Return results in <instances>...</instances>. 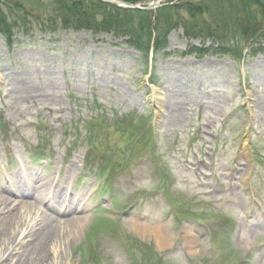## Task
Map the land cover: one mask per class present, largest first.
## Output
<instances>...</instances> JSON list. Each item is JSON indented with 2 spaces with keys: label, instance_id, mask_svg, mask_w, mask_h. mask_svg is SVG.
I'll use <instances>...</instances> for the list:
<instances>
[{
  "label": "rangeland",
  "instance_id": "obj_1",
  "mask_svg": "<svg viewBox=\"0 0 264 264\" xmlns=\"http://www.w3.org/2000/svg\"><path fill=\"white\" fill-rule=\"evenodd\" d=\"M15 1L27 30L0 39V201L21 207L17 232L56 238L1 247L0 264H264V53L190 55L203 41L177 29L146 70L124 39L42 31L53 0ZM53 194L69 215L46 224Z\"/></svg>",
  "mask_w": 264,
  "mask_h": 264
},
{
  "label": "trees",
  "instance_id": "obj_2",
  "mask_svg": "<svg viewBox=\"0 0 264 264\" xmlns=\"http://www.w3.org/2000/svg\"><path fill=\"white\" fill-rule=\"evenodd\" d=\"M124 1L145 4L152 0ZM6 4L8 0H0V39L11 46L16 33L27 29L19 24L25 14L20 19L11 10L22 5L15 1L6 10ZM45 5L42 31H90L124 39L125 45L142 55L146 70L150 51L166 55L168 36L177 29H183L189 39L203 41L201 46L190 45L186 52L190 55H228L240 60L249 56L244 54L246 48L251 50L250 56L264 52V0H179L155 11L127 9L99 0H53Z\"/></svg>",
  "mask_w": 264,
  "mask_h": 264
},
{
  "label": "bare ground",
  "instance_id": "obj_3",
  "mask_svg": "<svg viewBox=\"0 0 264 264\" xmlns=\"http://www.w3.org/2000/svg\"><path fill=\"white\" fill-rule=\"evenodd\" d=\"M54 198L58 200L59 197L57 195H54L52 200H54ZM23 203L24 204L22 205V207H24V209H27L28 212H31L34 209V212H36L34 215H37V210L42 206V203L36 201V199L29 201L24 200ZM7 204L8 200L6 199L0 201V209L2 207L5 210V216L0 220V240L2 241V245L0 246V248H4L5 252L13 249L18 244H25L26 247L23 250L22 254L26 253V255H30L33 254L34 251H37L39 254H41L44 248H46L56 238V232L54 231L56 230V228H52L51 226H42V228L40 229V225H38V227L35 226L36 228H34V225H32L30 230H28L26 233H24L21 229L17 232L13 220L21 213L22 209L19 206L10 207ZM52 204H54V202ZM40 217L46 224L48 223L49 220L47 219L49 218L57 221L54 216L49 214H46V216L44 214V216ZM23 233L25 234V236L23 235ZM22 235L24 236L23 240L21 238ZM0 255L2 256V253Z\"/></svg>",
  "mask_w": 264,
  "mask_h": 264
},
{
  "label": "water",
  "instance_id": "obj_4",
  "mask_svg": "<svg viewBox=\"0 0 264 264\" xmlns=\"http://www.w3.org/2000/svg\"><path fill=\"white\" fill-rule=\"evenodd\" d=\"M100 1L106 2V3H114V4H117L118 6H121V7H124V8L137 9V10H153V9H155V8H157L159 6L158 2L160 0H155L148 7H141L140 5L130 4V3L125 2L123 0H100Z\"/></svg>",
  "mask_w": 264,
  "mask_h": 264
}]
</instances>
